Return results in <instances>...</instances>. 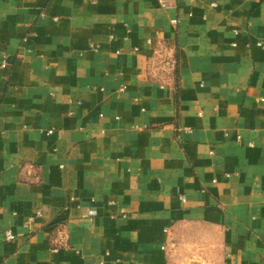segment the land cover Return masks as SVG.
<instances>
[{
  "label": "crops",
  "instance_id": "crops-1",
  "mask_svg": "<svg viewBox=\"0 0 264 264\" xmlns=\"http://www.w3.org/2000/svg\"><path fill=\"white\" fill-rule=\"evenodd\" d=\"M166 1L0 0V264H264V0Z\"/></svg>",
  "mask_w": 264,
  "mask_h": 264
},
{
  "label": "built area",
  "instance_id": "built-area-1",
  "mask_svg": "<svg viewBox=\"0 0 264 264\" xmlns=\"http://www.w3.org/2000/svg\"><path fill=\"white\" fill-rule=\"evenodd\" d=\"M162 6H166L168 4V1L166 0H158ZM182 200L184 201V197L182 196ZM4 240L5 241H10L14 239V235L9 231L6 230L3 232Z\"/></svg>",
  "mask_w": 264,
  "mask_h": 264
}]
</instances>
